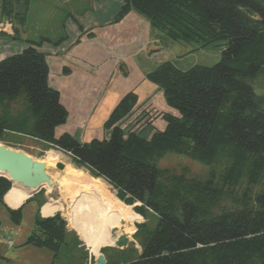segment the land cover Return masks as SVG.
<instances>
[{"label": "trees", "instance_id": "obj_1", "mask_svg": "<svg viewBox=\"0 0 264 264\" xmlns=\"http://www.w3.org/2000/svg\"><path fill=\"white\" fill-rule=\"evenodd\" d=\"M30 1L0 0V21L12 22L14 39L21 41ZM119 1L113 22L135 10L172 41L225 45L219 62L188 69L170 60L158 64L147 79L173 113L147 109L129 91L104 122L108 137L80 142L69 133L55 136L67 109L49 85L46 56L37 49L43 39L25 40L29 44L20 52L0 60V142L28 136L65 151L76 166L109 182L123 203H140L133 210L144 221L136 223V214L133 236L141 250L133 247L136 256L130 257L126 248L109 246L125 260L114 256L105 264H264V92L255 88L264 75V0ZM21 96L25 101L15 109ZM158 117L165 126L143 136ZM168 153L206 164L207 177L159 168ZM10 188L0 175L4 205ZM6 208L19 223L21 206ZM34 219L25 244L58 256L73 233L66 220L59 213L41 217L39 210Z\"/></svg>", "mask_w": 264, "mask_h": 264}, {"label": "crops", "instance_id": "obj_2", "mask_svg": "<svg viewBox=\"0 0 264 264\" xmlns=\"http://www.w3.org/2000/svg\"><path fill=\"white\" fill-rule=\"evenodd\" d=\"M61 2L65 7L59 8V20L63 23L66 35L61 33L62 36L56 38L61 40L56 44V40L44 39L40 35L43 43L37 45V49L46 56L49 85L59 90L60 102L67 109L66 122L54 129L56 137L69 133L80 142H89L93 138L104 139L110 132L104 126L105 120L129 91L137 93V104L154 112L173 113L174 110L165 103L158 85L147 79V74L166 60L172 61L177 68L186 69L181 64L184 54L174 57L160 47L168 44L166 35L150 27L147 19L135 10L125 14L119 22H113L114 15L120 9L119 0ZM23 32L21 41L10 42L13 44V53L20 52L29 44L25 40L37 41L26 38L27 32ZM2 38L8 39L1 36L0 40ZM9 55L12 54L0 51V60ZM160 56L167 59H161ZM161 121L163 119L160 117L152 120L142 135L145 136L150 130L153 132L156 128L154 125L164 127V121L162 126L159 125ZM12 190L16 191L15 194L19 192L15 188ZM6 194L3 196L5 205L2 203V206L7 212L6 206L12 209L21 206L23 210L24 205L36 199V195H30L29 200L26 198L13 206L6 201ZM42 199L41 196L37 207L40 215H52L43 214L42 206L47 201L43 202ZM10 233H0V257L3 255L4 259L6 256L2 253V245L10 240L7 237Z\"/></svg>", "mask_w": 264, "mask_h": 264}, {"label": "rangeland", "instance_id": "obj_3", "mask_svg": "<svg viewBox=\"0 0 264 264\" xmlns=\"http://www.w3.org/2000/svg\"><path fill=\"white\" fill-rule=\"evenodd\" d=\"M20 5V8H23L22 1ZM60 7H65L63 6L61 0H31L28 5V11L25 19L26 22L24 25V30L25 32H27L26 38L32 40H41V35L44 36V39L47 38L56 40V38L62 36L61 33L63 35H66V30H64L63 23H60L59 20V16L61 13L59 9ZM0 31L3 32L0 37H8V39L2 38L0 40V51L4 52L5 54H12L14 52V49H12L13 44H10V42H12V40H17L12 37V22L4 18L2 21H0ZM22 34H24V32ZM19 38L22 39L21 36ZM167 41L168 44L166 43V45H160V47L165 48L174 57L177 54H184V59L181 61V64L186 69L195 64L211 66L219 62L221 58V50L223 47H225V45H222L221 43H219V45L218 43H212L210 45L198 47L192 42L178 43L170 39ZM160 58L167 59V57L165 58L164 56H160ZM255 88H257V90L259 91L261 90L262 92H264V75L259 76L255 80ZM23 101H25L23 100V98L17 99V101L14 103V108H19L22 105ZM161 124H163V121H161V123L159 122L160 126H162ZM154 126L158 128L157 125ZM151 132L152 131L150 130V132L146 133L147 135L145 134V136L148 137ZM109 133H107V137ZM5 141H1L0 143L6 144L15 149H20L27 154L29 153L35 159L42 161L46 165L54 163V159L47 158L46 155L48 154V151L58 152L60 160L59 162L64 163V166L65 164L71 165L76 169L82 171V173H84L87 177L91 176L85 167H78L74 164V162H71L70 155L67 152L62 150L60 151L50 145L48 146L43 142L41 143L28 136L24 138H7ZM157 165L159 168L161 167L169 169L171 173L185 172L188 177H197L201 179H205L210 170V168L207 167L206 164H203L194 159L192 160L184 155L181 156L174 153H168L167 155L162 157L158 161ZM50 170L52 169L50 168ZM53 170L59 171L56 166H54ZM104 183H106L107 185L108 193L115 195V190L112 188L111 184L107 181H104ZM40 190L31 195L32 197L36 195V199L30 200V202L24 205L20 217L21 220L19 223H15L10 218L9 212L4 209V207L2 206V202H0V220L2 221V224L0 226V233L1 231H11L9 236H7L10 240L2 245V253L6 256V258L4 259L2 255L0 257V264H96L95 258L99 253L103 254L106 261L109 258V260H111V258L115 256L116 260L122 262V260L125 259H123L121 255L119 256L117 251L112 250L111 248H107L109 246H113L119 234L126 235L130 238V241L127 246L120 247L118 249L122 250L126 248L127 254L130 257L136 256V252L133 250V247H135L139 251L141 250L137 239L133 236V233L137 230V225H134V218L137 213H135L133 207L135 205H140V203L136 202L134 204H129L131 206V211H129V213H126L119 222L114 224H103L100 222V220H98V225L96 227H92V229H89L83 226L85 221V218L83 216L79 217L77 212H74V214H72L71 212H66V207L68 208L69 206H67V204L62 201V196L57 187L52 186L51 188H47L45 186L43 187V193H41ZM15 193L16 191L11 189L5 196L6 201L13 206L18 205L22 200L26 198L20 192H18L17 194ZM31 196L28 197L30 198ZM41 196L43 198V202L47 201V203L42 206L43 214H52L49 216H53V214L59 213L62 218L66 220V228H68L70 231H73V233H70L68 235L69 237H67L68 239H70V244L68 246L63 245L61 248V253L56 257H53L54 252L47 249L46 247H37L33 244H25L26 238L30 235L31 231H33L35 227L34 218L38 212V201L40 200ZM28 197L27 200H29ZM75 209L76 211L78 210L77 208ZM137 215L141 217L140 220L136 223H141V221H144V218L141 214ZM130 216V221H127ZM152 218L153 217L150 216L148 217L147 222L149 223V225H152L154 222V219ZM112 229H115L114 236H112L110 233ZM14 230L16 231V234ZM81 231L84 232L86 239L80 238L78 232ZM76 237L80 242L77 241ZM11 241L13 242V245L11 244ZM112 261H114V259Z\"/></svg>", "mask_w": 264, "mask_h": 264}, {"label": "bare ground", "instance_id": "obj_4", "mask_svg": "<svg viewBox=\"0 0 264 264\" xmlns=\"http://www.w3.org/2000/svg\"><path fill=\"white\" fill-rule=\"evenodd\" d=\"M46 156L48 159H54L55 164H45L50 183L44 185L47 188L57 187L62 196V201L69 206L68 208L66 207V212H71L72 214L77 212L79 217L83 216L85 218L84 227L92 229V227L98 225V220L103 224L117 223L126 213L131 211L130 205L123 203L115 195L108 193L106 183L100 178L87 177L82 171L68 164H65L59 171L53 170L56 162L60 161L59 153L48 151ZM11 187L23 194L24 197L28 196L32 191V188H24L19 183H14ZM75 208L78 210L76 211ZM78 234L81 239H86L84 232L81 231Z\"/></svg>", "mask_w": 264, "mask_h": 264}, {"label": "water", "instance_id": "obj_5", "mask_svg": "<svg viewBox=\"0 0 264 264\" xmlns=\"http://www.w3.org/2000/svg\"><path fill=\"white\" fill-rule=\"evenodd\" d=\"M46 165L40 160L35 159L29 153L20 149L12 148L0 143V175L5 176L11 181V185L19 183L24 188H32L30 195L45 187L44 184L50 183L49 174L46 173ZM56 167L61 170L64 163L56 162ZM115 229L111 230L114 235ZM130 238L124 234H119L113 246L120 248L128 245ZM96 264H105L106 260L102 253L95 258Z\"/></svg>", "mask_w": 264, "mask_h": 264}]
</instances>
